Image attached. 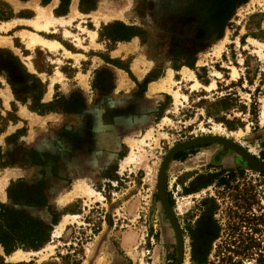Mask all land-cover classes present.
<instances>
[{"label": "rangeland", "instance_id": "374dc122", "mask_svg": "<svg viewBox=\"0 0 264 264\" xmlns=\"http://www.w3.org/2000/svg\"><path fill=\"white\" fill-rule=\"evenodd\" d=\"M46 1L9 5L61 24L0 30V178L12 168L9 198L55 225L18 264H219L228 222L264 208V169L243 155L264 165V0ZM4 215L33 239L32 215ZM256 252L231 264H264Z\"/></svg>", "mask_w": 264, "mask_h": 264}, {"label": "trees", "instance_id": "16d2710c", "mask_svg": "<svg viewBox=\"0 0 264 264\" xmlns=\"http://www.w3.org/2000/svg\"><path fill=\"white\" fill-rule=\"evenodd\" d=\"M123 38V37H122ZM117 38V39H122ZM224 100H218V103H222ZM217 104V103H216ZM234 171H229L230 175H233ZM264 175V172L261 173ZM263 185V194H264V180L262 182ZM38 203V202H37ZM251 203L250 201L246 205V210L248 213H244L243 215L238 214V222L237 220L232 223L228 222L227 224V238L220 242L217 245V260L219 264H231L233 259L232 255L236 256H251L252 254L257 253V250L264 251V247H261L260 239L255 236V234L264 233V208L258 213L251 211ZM39 204V203H38ZM37 205V204H36ZM24 218V217H23ZM25 219V218H24ZM27 219V218H26ZM242 226L245 230H242ZM0 227V242H4L2 244L4 252L9 253L14 249L20 247L24 250L33 249L36 250L41 247L49 237V230L51 229L48 225L42 224L40 222H36L31 228L33 231V239L30 242H20V244L10 243V238L12 237L13 233H9L8 231L11 230L8 226L7 229H2ZM220 227L215 226V233L214 238H218ZM25 231H21L19 235L25 234ZM12 235V236H11ZM209 244V242L207 243ZM207 253V251H206ZM260 255V254H259ZM258 262L264 261V256L260 255L259 257L255 258ZM192 261L198 264H205L207 262L206 255L205 256H198L196 254L193 255ZM234 263L240 264L241 260H233ZM210 264H214V262H210Z\"/></svg>", "mask_w": 264, "mask_h": 264}, {"label": "crops", "instance_id": "0c3cea01", "mask_svg": "<svg viewBox=\"0 0 264 264\" xmlns=\"http://www.w3.org/2000/svg\"><path fill=\"white\" fill-rule=\"evenodd\" d=\"M15 1L17 4H21L23 6V8H25V9L27 7L32 8L33 4L38 3V0H15ZM56 1H59V0H56ZM48 2L52 3V2H55V0H47L46 3L44 2V4H47ZM9 3H11V0H0V30H6L8 27H10L11 21L14 19L18 20L21 23L28 21L27 23L29 24V26L33 27L31 22L35 18H37L41 13L46 14L47 16L49 15L50 17H54L55 19H61V20L66 19L64 17H55V16L51 15L50 12L44 10V8H39L37 11V15L35 16V18H32V19L27 17V16H19V17L13 18V10H12V7L9 5ZM34 29H36V28H34ZM38 30H43V29H38ZM1 132H3V131H0V133ZM1 138H2V136H0V139ZM0 144H3V142L0 141ZM3 145L5 146V144H3ZM9 166H11V165H9ZM12 170H13L12 168H9V170H7V173L3 177L0 178V227H3L2 229H7L6 227L8 225H7L6 217H4L5 216L4 214L7 213L9 211V208H11V207H15L17 210L25 213L26 215H28V214L32 215L35 222H40V223L45 224V225H47L49 223L52 226H55L50 222L51 220L49 221L47 216H46L47 218L44 216V210L42 209L41 205H31L30 206V205L23 204V203H17L16 201L13 203V201L9 198V196H8L9 195V193H8V191H9L8 187L9 186L8 185L11 184L12 180H15L16 178L20 177V176L15 177V175H13V172H11ZM20 170H21V168H20ZM13 177H15V178L13 179ZM19 215H21V214H19ZM22 217L23 216H20V218H22ZM24 218L26 219V217H24ZM8 232L10 233L11 230H9ZM19 234H20L19 232H18V234L17 233L13 234L12 237L15 238V240L12 237H8L11 239L10 243H14V244L19 243L20 244L21 241L16 240V238H18L17 235H19ZM52 235H53V233H52ZM3 243H4L3 241L0 242V253L2 254V256L5 260L13 261L14 264H18V263H20V261H22L24 259V258H22V259L13 260L12 258H10L11 254L17 250H20L21 252H25V253H26V251H24L22 248L18 247L9 253H5L3 246H2ZM30 250H33V249H30Z\"/></svg>", "mask_w": 264, "mask_h": 264}, {"label": "bare ground", "instance_id": "6f19581e", "mask_svg": "<svg viewBox=\"0 0 264 264\" xmlns=\"http://www.w3.org/2000/svg\"><path fill=\"white\" fill-rule=\"evenodd\" d=\"M61 22H63L61 19H55L54 17H50L49 15L47 16L46 14L41 13L37 18H35L31 22V24L36 29H47L48 26L55 24V23L61 24ZM20 35H21V37H23V40L27 46H32L34 44H38V45H42L45 47H51V46H55L54 43H56L53 40L45 39L42 36H40L39 34H37L35 32H31V31L30 32L23 31L20 33ZM160 87H162V86H160ZM174 97L176 100V97H177L176 93H175ZM239 151L241 152V150L238 148L237 152H239ZM221 163H223L224 165H227V164L232 163V161H231L230 157H223L221 160ZM78 185L79 184H77L76 187H78ZM63 223H64V220H62L59 224L56 225V229L54 230L55 235L59 233L58 231L62 227ZM26 255H27V252L25 253V252H21L20 250H17L11 254L10 258H12L13 260H17V259L25 258Z\"/></svg>", "mask_w": 264, "mask_h": 264}, {"label": "water", "instance_id": "95a60500", "mask_svg": "<svg viewBox=\"0 0 264 264\" xmlns=\"http://www.w3.org/2000/svg\"><path fill=\"white\" fill-rule=\"evenodd\" d=\"M175 147L172 148L166 155V158H165V162L166 160L170 157L171 153L174 151ZM243 155L246 159V161L252 165L253 167L257 168V169H261L263 170L264 169V165L262 164H259L258 162H256L248 153L246 152H243ZM161 174H159V177H158V190H159V193L161 195V198H162V203L165 207V209L167 210L168 214H169V217L171 219V221L173 222L174 226H175V230L177 232V237H178V240H179V244L181 245V234H180V231H179V227L172 215V213L170 212L169 210V205L165 199V196H164V193H163V190H162V187H161V178H160ZM180 257V256H179ZM179 257H178V260L175 262V264H178V261H179Z\"/></svg>", "mask_w": 264, "mask_h": 264}]
</instances>
